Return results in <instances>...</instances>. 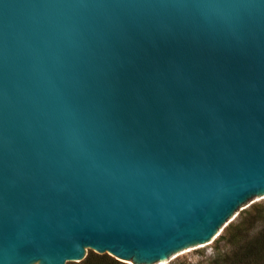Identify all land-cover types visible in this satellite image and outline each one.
I'll use <instances>...</instances> for the list:
<instances>
[{"label": "water", "instance_id": "obj_1", "mask_svg": "<svg viewBox=\"0 0 264 264\" xmlns=\"http://www.w3.org/2000/svg\"><path fill=\"white\" fill-rule=\"evenodd\" d=\"M264 202V0H0V264H176Z\"/></svg>", "mask_w": 264, "mask_h": 264}, {"label": "trees", "instance_id": "obj_2", "mask_svg": "<svg viewBox=\"0 0 264 264\" xmlns=\"http://www.w3.org/2000/svg\"><path fill=\"white\" fill-rule=\"evenodd\" d=\"M226 239L231 248L213 257L208 264H264V205L256 204L240 213L238 221L225 229ZM67 264H129L108 253L89 250L85 259ZM179 264H191L180 262Z\"/></svg>", "mask_w": 264, "mask_h": 264}, {"label": "rangeland", "instance_id": "obj_3", "mask_svg": "<svg viewBox=\"0 0 264 264\" xmlns=\"http://www.w3.org/2000/svg\"><path fill=\"white\" fill-rule=\"evenodd\" d=\"M256 204H263L264 202H254L248 209H251V207L253 205ZM240 217V216H239ZM239 217L234 220L233 222L238 221ZM225 235V230L220 234V237L217 241L216 244L180 261V262H187V263H191V264H208V262L215 256L222 254L224 252H227L228 250H230L231 246L230 244L227 242L226 239H221V236ZM180 262L176 263L179 264Z\"/></svg>", "mask_w": 264, "mask_h": 264}]
</instances>
